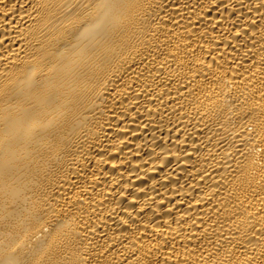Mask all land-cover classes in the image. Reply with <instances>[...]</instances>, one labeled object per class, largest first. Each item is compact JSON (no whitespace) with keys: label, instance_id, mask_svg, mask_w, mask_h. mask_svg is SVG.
I'll list each match as a JSON object with an SVG mask.
<instances>
[{"label":"bare ground","instance_id":"1","mask_svg":"<svg viewBox=\"0 0 264 264\" xmlns=\"http://www.w3.org/2000/svg\"><path fill=\"white\" fill-rule=\"evenodd\" d=\"M0 264H264V0H0Z\"/></svg>","mask_w":264,"mask_h":264}]
</instances>
